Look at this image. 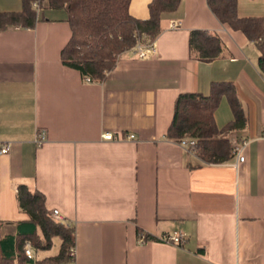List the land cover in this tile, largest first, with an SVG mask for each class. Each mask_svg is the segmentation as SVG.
<instances>
[{
	"label": "crops",
	"instance_id": "crops-1",
	"mask_svg": "<svg viewBox=\"0 0 264 264\" xmlns=\"http://www.w3.org/2000/svg\"><path fill=\"white\" fill-rule=\"evenodd\" d=\"M149 1L129 0L128 14L146 19ZM19 9L20 0H0V11ZM159 29L152 54L122 52L100 83L61 64L70 33L62 9L44 8L31 28L0 31V145H8L0 154L1 235L25 229L15 200L22 184L72 226L73 264H264V75L256 48L220 24L205 0H179L160 15ZM191 29L217 34L222 57H190ZM212 81L233 83L244 116L230 136L243 144L235 165L233 157L199 163L165 137L175 97L206 94ZM231 119L221 97L214 124ZM103 132L133 139L104 141ZM177 233L179 246L157 240ZM33 254L28 264L47 257Z\"/></svg>",
	"mask_w": 264,
	"mask_h": 264
},
{
	"label": "trees",
	"instance_id": "trees-1",
	"mask_svg": "<svg viewBox=\"0 0 264 264\" xmlns=\"http://www.w3.org/2000/svg\"><path fill=\"white\" fill-rule=\"evenodd\" d=\"M20 0L18 11H0V31L11 28H31L44 8L62 9L69 27V37L59 51L62 65L78 72L83 82L100 83L112 70L118 56L136 44L147 47L158 35L159 17L172 12L179 0H150L146 19H136L127 12L129 0ZM35 4L39 7L36 11ZM213 17L232 30H237L252 42L257 51L256 66L264 75V16H238L236 0H205ZM187 47L190 57L209 62L222 57V44L217 34L203 29L188 31ZM224 97L232 119L216 127L213 112ZM244 122L234 85L230 81H212L206 94L179 93L174 100L167 140L194 141L193 154L202 164H216L233 157L236 142L230 137ZM17 208L27 216L20 229L9 237L0 234V264H28L23 254L24 243L32 251H45L57 240L53 256L43 257L34 264H73L67 255L73 246V228L50 217L43 205V196L25 185L15 192ZM18 225V223L16 224ZM147 237V236H145Z\"/></svg>",
	"mask_w": 264,
	"mask_h": 264
},
{
	"label": "built area",
	"instance_id": "built-area-1",
	"mask_svg": "<svg viewBox=\"0 0 264 264\" xmlns=\"http://www.w3.org/2000/svg\"><path fill=\"white\" fill-rule=\"evenodd\" d=\"M39 4L43 5L44 0H40ZM32 6L36 7V11L39 10V7H37V5L33 4ZM131 50L136 54V56L138 58H144L146 56V53L143 50L142 44H136ZM147 50H148V53H150V54L153 53V48L151 45H149L147 47ZM99 137L101 140H104V141H110V140H116V139H124V140H132L133 139L132 134H124L123 137L119 138V137L114 136L110 132H103L102 134H100ZM262 137L264 138V129L262 131ZM41 140H42V138L37 137L35 142L40 143ZM176 144H178V146H180L181 148L185 149L188 152H193V148H194V141L193 140L182 138L179 141H177ZM242 147H243V144H241V145L237 144V145H234V147H233V164L234 165L237 162H240L242 160ZM7 151H8V145L7 144H1L0 145V154H5ZM50 217L56 221H62V218L59 215V213L57 212V210H51L50 211ZM138 239H139V241H143L144 235L141 233H138ZM157 240L160 242L171 243V244H174L176 246H179L183 241V235L181 233H177V234H173V235H162ZM23 254L27 260H29V261L34 260L33 251H32L28 242L24 243ZM67 255L73 259L74 246L69 247V249L67 251Z\"/></svg>",
	"mask_w": 264,
	"mask_h": 264
},
{
	"label": "rangeland",
	"instance_id": "rangeland-1",
	"mask_svg": "<svg viewBox=\"0 0 264 264\" xmlns=\"http://www.w3.org/2000/svg\"><path fill=\"white\" fill-rule=\"evenodd\" d=\"M236 14L238 16H264V0H236ZM57 240L52 239L51 247L45 250V255L56 253Z\"/></svg>",
	"mask_w": 264,
	"mask_h": 264
}]
</instances>
